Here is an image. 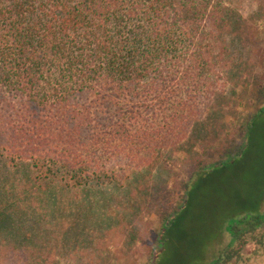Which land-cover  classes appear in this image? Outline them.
<instances>
[{
	"label": "trees",
	"instance_id": "16d2710c",
	"mask_svg": "<svg viewBox=\"0 0 264 264\" xmlns=\"http://www.w3.org/2000/svg\"><path fill=\"white\" fill-rule=\"evenodd\" d=\"M227 1L0 0V242L43 241L46 223L35 210L52 220L66 216L73 190L125 189L128 219L143 204L137 190L147 191L149 203L144 178L173 172L169 161L224 92L213 37L236 24ZM201 28L207 39L196 35ZM263 114L264 102L232 160L227 153L205 168L198 154L184 151L190 181L178 209L161 216L152 264L195 181L252 147ZM263 225L259 212L238 216L227 226L229 246L205 264L237 263L245 233ZM255 241L263 245L264 234Z\"/></svg>",
	"mask_w": 264,
	"mask_h": 264
},
{
	"label": "rangeland",
	"instance_id": "374dc122",
	"mask_svg": "<svg viewBox=\"0 0 264 264\" xmlns=\"http://www.w3.org/2000/svg\"><path fill=\"white\" fill-rule=\"evenodd\" d=\"M227 3L226 13L236 24L229 23L218 30L216 38L212 36L214 51L220 55L216 58V78L225 79L217 86L224 92L214 96L210 111L183 145L185 152L198 154L205 168L217 165L227 153L230 160L236 157L235 151L244 145L242 136L249 117L264 102V0ZM202 30L196 35L207 39L208 32ZM184 151L169 161L170 165L175 163L173 172L155 171L152 177L144 178V183H150V200L147 203L146 190H137L143 204L135 216L123 217L129 213L124 207L131 195L125 189L104 194L70 191L66 216L52 220L45 218V211L35 210L46 223L41 226L46 235L43 241L0 242V264H152V254L160 250L156 240L161 216L178 209L183 187L190 181L188 166L181 162ZM258 212L264 214V114L252 147L224 169L195 181L184 214L171 229L157 264L209 262L214 252L229 246L228 224L242 214ZM263 234L264 225L245 233L248 241L241 258L230 264H264V243L255 241Z\"/></svg>",
	"mask_w": 264,
	"mask_h": 264
}]
</instances>
